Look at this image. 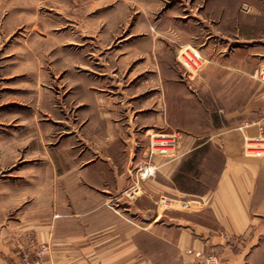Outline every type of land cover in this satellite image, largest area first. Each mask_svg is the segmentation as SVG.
I'll return each mask as SVG.
<instances>
[{"label":"rangeland","instance_id":"1","mask_svg":"<svg viewBox=\"0 0 264 264\" xmlns=\"http://www.w3.org/2000/svg\"><path fill=\"white\" fill-rule=\"evenodd\" d=\"M237 38L264 42V0H0V209L12 204L14 183L44 178L28 171L41 158L72 172L97 145H112L127 181L110 207L122 230L139 227L130 206L159 165L182 162L210 129L236 128L221 138L232 154H263L260 135L242 127L254 118L249 103H264L256 91L264 62L246 74L223 66L249 61L234 53ZM160 135L174 141L166 157L150 153ZM215 146L182 165L178 188L202 194L215 185L225 145ZM145 168L153 174L141 178ZM165 196L152 207H167ZM192 216L213 226L208 210ZM244 236V264H264V228Z\"/></svg>","mask_w":264,"mask_h":264},{"label":"crops","instance_id":"2","mask_svg":"<svg viewBox=\"0 0 264 264\" xmlns=\"http://www.w3.org/2000/svg\"><path fill=\"white\" fill-rule=\"evenodd\" d=\"M248 41L234 40L233 52L249 61L223 66L246 74L263 63L264 42ZM256 91L262 92L258 81ZM247 111L254 118L242 130L260 135L259 145H264L261 98L252 100ZM235 129L212 128L213 136L191 147L182 162L160 164L157 179L147 184L148 193L134 210L130 206L140 226L126 225L123 230L110 206L122 202L127 180L112 163V145H97L94 158L72 172L58 167L64 165L62 159L41 158L40 167L28 171L35 169L44 178L14 183L19 194L13 189L12 204L0 209V264L32 261L41 244L46 246L45 264H192L196 253L215 254L220 264H244V234L264 228V153L259 148L230 153L221 138ZM216 144L225 147L215 185L202 194L178 188L175 181L182 165ZM46 146L52 150L53 145ZM25 185L29 188H22ZM166 194L172 197L167 207L154 209V199H165ZM202 210L210 212L213 226L192 218Z\"/></svg>","mask_w":264,"mask_h":264},{"label":"built area","instance_id":"3","mask_svg":"<svg viewBox=\"0 0 264 264\" xmlns=\"http://www.w3.org/2000/svg\"><path fill=\"white\" fill-rule=\"evenodd\" d=\"M259 82L263 86L262 96L264 98V69H261L259 72H256ZM174 150V141L168 135H160V137L153 139L152 144L150 145V153L152 155H157L161 157H166L172 153ZM257 149L254 148L253 152H256ZM153 174L152 168H145L141 172V178L150 177ZM45 256V251L40 249L37 252V261L34 264H43L42 259ZM193 264H219V258L215 254H195V261Z\"/></svg>","mask_w":264,"mask_h":264}]
</instances>
